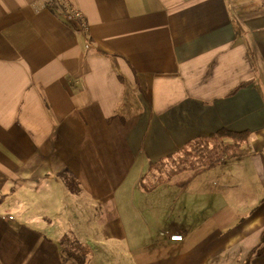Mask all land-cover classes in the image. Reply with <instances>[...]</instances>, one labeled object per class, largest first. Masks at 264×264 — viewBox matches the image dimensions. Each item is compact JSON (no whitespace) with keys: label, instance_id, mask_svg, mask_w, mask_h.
Masks as SVG:
<instances>
[{"label":"crops","instance_id":"obj_1","mask_svg":"<svg viewBox=\"0 0 264 264\" xmlns=\"http://www.w3.org/2000/svg\"><path fill=\"white\" fill-rule=\"evenodd\" d=\"M70 1L87 31L42 0H0V264H77L45 215L57 198L95 220L64 231L87 246L84 264H242L264 243V0ZM220 129L250 133L235 175L257 203L231 237L205 236L212 220L175 223L195 179L230 160L184 190L142 186L150 164Z\"/></svg>","mask_w":264,"mask_h":264},{"label":"rangeland","instance_id":"obj_2","mask_svg":"<svg viewBox=\"0 0 264 264\" xmlns=\"http://www.w3.org/2000/svg\"><path fill=\"white\" fill-rule=\"evenodd\" d=\"M211 152L215 153L216 149L212 148V146L208 147L202 144V146H200L196 152L197 158L199 157V159L188 162V170L186 171H183L182 167L173 161L167 162L165 167H161V170L146 171L144 177L142 178V186L147 188L154 185L156 182L184 181L191 175V173L198 169L199 165H203L207 159H212L214 154H211ZM237 162H239V160H230L223 167L215 169L210 173L203 174L202 176L195 179L193 185L191 186L192 190L194 191V197L189 199V201L185 202L182 200L177 204L180 206L175 210L178 214L174 213L178 216V218L175 220L177 228H182V226L189 222L195 226H204L206 224L205 222L208 220H212L214 223H219V221L223 220V223H225L224 226L227 225V228L223 229V227H220L218 223L212 225V228H208V226L203 227L201 229L205 231V236H214L217 231H220L221 235L227 237L233 236V233L238 234V226L245 222L246 218L252 213L257 202L254 201L253 196V181L245 176L243 179L238 178L237 182V176L235 175V167L238 164ZM76 188H78L79 191L76 194H73V196L69 194L70 199H75L80 195V188ZM57 199L58 202L56 204L55 201L53 202L55 205H50L52 206L50 208H53L54 211H47L45 213L46 216L48 215V219H50L51 224H53L52 232L54 234L67 235L64 233V231L71 229L73 226L78 227L82 233L86 232L85 228L94 229V232L98 231L93 218L90 220H87L86 218H80L82 214L74 212L72 210L73 205L71 203L69 204L70 207H63L60 203V198ZM183 205H190L191 208L184 209ZM162 212L163 210L158 212L160 219H163V215L161 214ZM38 214L40 213L27 212L25 214V220H28L33 216H37ZM16 215L17 214L10 213L8 216L16 217ZM121 215L127 216V219L133 224H141L143 227L145 223H151V220H153L155 223L154 218L151 217L150 219L146 213L142 214L139 211L134 212L133 210H129L127 213L122 212L119 214L120 217ZM212 216L215 217L212 218ZM160 224L162 225L163 223ZM219 228H222L223 230H220ZM167 229L168 228L153 227L152 231H149L148 234L149 236H156L159 238L160 233ZM173 230L176 229L173 228ZM68 237L70 240L76 239H74V237L71 235ZM219 245V241L210 240L207 244H205L204 251L197 252V254L191 256L190 258H197V260H201L207 251H211L213 248H216Z\"/></svg>","mask_w":264,"mask_h":264},{"label":"trees","instance_id":"obj_3","mask_svg":"<svg viewBox=\"0 0 264 264\" xmlns=\"http://www.w3.org/2000/svg\"><path fill=\"white\" fill-rule=\"evenodd\" d=\"M250 133L248 131L234 132L226 129H220L208 137L197 138L185 144L181 149L173 155L166 156L159 159L154 164L148 166L147 171H158L167 162L178 163L183 171L188 170V162H192L197 158V151L200 146L205 145L215 148L216 152L212 159H207L203 165H199L189 177L184 181L176 182L175 185L181 190H184L191 182L200 174L213 170L221 166L224 162L244 157L251 151L249 146ZM201 144V145H200ZM160 183L156 182L152 187L159 186ZM62 247V252L68 259L71 258L77 264H84L85 256L88 254V248L86 245L79 243L76 240H70L67 235H64L59 242ZM264 253L263 239L258 244V247L250 251L246 259L242 264H250L252 257L255 255H262Z\"/></svg>","mask_w":264,"mask_h":264},{"label":"built area","instance_id":"obj_4","mask_svg":"<svg viewBox=\"0 0 264 264\" xmlns=\"http://www.w3.org/2000/svg\"><path fill=\"white\" fill-rule=\"evenodd\" d=\"M42 8L59 12L65 20L76 22L83 31H87L86 21L80 10L70 0H42ZM169 241H181V235H169Z\"/></svg>","mask_w":264,"mask_h":264}]
</instances>
